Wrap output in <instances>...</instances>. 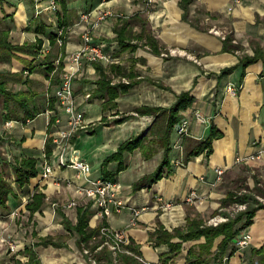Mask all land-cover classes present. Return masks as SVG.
I'll use <instances>...</instances> for the list:
<instances>
[{
  "label": "crops",
  "instance_id": "crops-1",
  "mask_svg": "<svg viewBox=\"0 0 264 264\" xmlns=\"http://www.w3.org/2000/svg\"><path fill=\"white\" fill-rule=\"evenodd\" d=\"M13 2L16 7L5 3L4 8L9 15L3 19L0 17V22L8 24L11 36L16 37L19 43L34 41L38 36L44 37L45 44L49 43L46 34L35 31L39 22L34 18V1ZM157 2L156 7L149 10L142 0H99L88 11H92L89 18L82 17L87 1L72 0L69 3L70 9L74 10L67 26L65 62L80 47L82 33L87 28L91 29L94 41L104 42L105 50L112 57L111 61L85 62L74 80L76 100L85 112L89 127L103 117L110 121L93 132L101 134L102 138L97 137V162L88 178L73 167H60L56 163L50 176L43 177V149L52 110L48 108V99L34 117L19 120L5 116L7 110L4 98L0 96V135L3 136L0 141V171L12 182L18 194L17 197H10L8 210L5 209L7 213L16 209V214L7 216L9 222L7 217H0V231L6 225L13 229L17 224L15 216L18 215L19 229L24 230L20 235L27 241L18 248L16 259L26 261L28 255L22 251L39 236L49 235L59 244L35 247L41 264H90L89 256L77 245L79 233L65 227L64 217L75 224L77 208L89 203L77 191L78 187L87 185L89 178L103 176V160L116 151L122 142L131 136L149 132L146 145L154 151L149 149L148 157L140 148L124 152L126 168L116 175V180L122 185L121 197L125 205L120 212L106 217L109 226L124 230L129 238L127 244L137 247L144 259L160 264H264V206L254 210L250 223L237 232L234 243H225L224 234L217 235L210 245L204 235L192 239H182L176 235L170 242L179 246L173 249L170 242H157L155 234L159 228L168 231L180 228L185 232L189 221H206L218 213L227 215L229 220L238 213H230L238 202L245 203L247 208L256 206L255 201L264 203V58L243 64V58L254 56L256 51H264V0H242L236 4H233V0ZM110 3L127 14V35L132 43L137 44L136 48L120 49L115 26H120L123 18L109 19L108 15L105 19L97 20L93 15L99 8L106 10ZM143 11L146 12L142 14ZM144 26L147 33L157 39L155 43L148 41L147 35L140 36ZM211 26L225 35L229 34L231 41L226 44L219 33L209 29ZM57 46L49 43L44 51H56ZM172 48L177 51L173 52ZM54 60L56 65L57 59ZM97 64L101 68H97ZM20 66L0 52L1 71L19 72ZM101 69L108 74L112 83L129 79L136 81L127 92L120 93L115 106L107 103L108 96H87L98 87ZM29 76L39 83L40 92L46 96L52 94L60 83L51 85V73L35 71ZM229 85L234 87V92L228 90ZM10 87L18 91L22 87L21 81L11 82ZM183 90H190L193 100L187 108L179 111L180 119L171 134V171L167 173L168 167H165L161 178L136 188L134 184L153 173L164 158L163 145L157 140H150L159 138L167 122L166 115L156 120V114H141L136 109L141 106L170 107ZM55 105L53 110H58L62 115L57 102ZM196 112H200L206 120L199 119ZM120 115H126V118L122 122H115L114 119ZM163 116H166V120ZM183 119L188 120V132L182 136L179 147L177 125ZM212 129L217 135L212 140L210 152L207 153L205 149L199 154L187 156L211 134ZM90 133L85 129L80 130L73 138V146L80 147ZM50 147L49 158L54 163L57 158L51 140ZM68 152L70 155L71 150ZM259 152V158H247L246 162L237 160ZM79 153L88 161L93 156L80 148ZM23 156L38 159L39 173L26 185L20 186L16 181L13 162L15 157ZM117 164V161H111L108 169L115 170ZM217 168L225 169L220 181L217 180ZM37 191L45 193V201L31 213L27 203ZM191 191H195L197 197L188 200ZM231 194L237 199L232 203L229 201ZM239 197L246 199L240 201ZM71 199L77 200L73 207L53 206L54 202ZM161 199L172 201L171 206L165 207ZM2 209L0 206V212ZM134 209L140 211L139 215H134ZM246 219L245 214L237 226ZM101 222L102 218L91 217L89 220L91 226ZM34 232H37V236ZM246 232L251 233V241L240 248L236 243L237 238ZM2 261L0 259V264Z\"/></svg>",
  "mask_w": 264,
  "mask_h": 264
},
{
  "label": "trees",
  "instance_id": "trees-1",
  "mask_svg": "<svg viewBox=\"0 0 264 264\" xmlns=\"http://www.w3.org/2000/svg\"><path fill=\"white\" fill-rule=\"evenodd\" d=\"M34 1V8L35 3L38 1L39 3H43L47 0H33ZM72 0H56L57 4L59 5L57 9L50 10V11H40L39 13H36L35 9V19L39 22L37 26L35 27V31L38 33L46 34L49 38L50 45L58 44V40L62 39L63 44L59 47V54L54 57V59H58V64H54V59H52L51 51L46 53L44 51V38L38 36L36 40L29 41L26 40L23 43H12L9 39L10 29L6 30L5 34L0 33V49H6L10 52V55L13 56L14 49H17L21 51V55H19V62L24 65V68L20 71L19 79L24 78L26 81L32 80L30 77H25L23 74L25 70H28L30 73L35 71V68L37 64L47 65L48 70H53L52 76H51V85L58 84L60 82V75L64 70L65 65V56H66V50H65V44H66V35H67V26L72 20V14L73 8L70 9L69 3ZM80 1V0H78ZM84 1V0H81ZM88 2V4L84 7L83 13H87L89 10H91L94 6L95 1L99 0H85ZM9 3L10 6L16 7V3L9 0H0V4L3 3ZM4 5H0L3 10ZM49 17L51 19L45 18ZM9 14H6L8 16ZM47 20H50L48 23ZM127 23H124L126 22ZM129 24L128 20H123L122 24L120 26H115V31L117 32L116 39L119 41L120 49H126V48H136L137 44L132 43L129 40V37L127 35V25ZM47 27L51 28L50 30H47ZM59 29H62L63 32L59 33ZM147 35L148 41L151 43H155L157 39H155L151 34L147 33L146 27L144 26L142 29V33L140 36ZM231 36L229 34H226L224 37L225 43L231 41ZM225 44V48L227 45ZM154 45V44H153ZM156 48V44L154 46ZM3 48V49H2ZM157 50V48L155 49ZM9 55V56H10ZM8 56V55H7ZM8 56V57H9ZM10 56V57H11ZM40 60L37 64L35 61L37 59ZM259 58H264V51H256L254 56L251 57H245L243 58L244 65L247 63L257 60ZM97 68H101L99 64L96 65ZM101 77L97 80L98 87L91 93V96L98 97V98H104L108 96L107 103L110 102L112 106H115L116 98L120 95V93L127 92L131 86L134 85L136 81L129 79L128 81H119L116 83H112L111 78L106 74L103 69H101ZM8 79L6 77V71L0 70V96L4 98L5 103V109L7 110L8 103L10 104V101H15L20 104L25 103L22 101L20 102L19 95L26 96L27 93H30L29 90H23L20 89L18 91H13L11 87L8 85ZM28 96V95H27ZM33 96V94L31 95ZM34 98V96L32 97ZM31 98V100H33ZM28 99V97L26 98ZM193 100V95L191 94L190 90H183L177 95L176 101L167 108L158 107V106H141L138 107L136 110L141 113H147V114H156V117L160 118L162 115L167 116V122L164 125L166 128L163 131V133L159 136V138H153L150 141L157 140L159 143H161L164 147L165 154L164 158L157 167V169L149 174L143 177L141 180L136 182L134 185L136 188H142L143 186L149 185L150 183L155 182L159 178H161L164 174L165 167H168L167 173L171 171L170 166V160H169V153L171 151V134L173 131V128L175 124L180 119V113L179 111L181 109L187 108ZM28 103V102H27ZM56 104V96L54 94H50L48 97V108L49 109H55ZM24 108V115L17 117L19 120H26L28 117H34L37 113L40 112V109L38 107H29V106H23ZM5 116L8 118H13L10 116L8 110L5 113ZM54 117H52L53 119ZM126 118V115H120L116 119H114L115 122H122ZM110 121L107 120V117H103L98 123H95V127L92 129H88L89 132L93 133L95 132L96 128L109 124ZM214 128V127H213ZM217 135L215 131L212 129L211 134L201 140L193 149L190 151L187 156H192L199 154L203 150L207 149V153L210 152V146L212 144V140L214 136ZM149 132L140 133L134 136H131L130 138L126 139L124 142H122L116 151L109 154L102 162V173L103 177L111 180H116V175L126 168V164L124 161V152L125 151H134L137 148H140L144 155L146 157L149 156V149L146 145V141L149 139ZM3 140V136L0 135V141ZM154 149H151V152H153ZM45 152L46 155L49 157L51 154V147H50V139L46 140L45 144ZM117 161V168L115 170H109L108 164L111 161ZM38 159L35 157H15V160L13 162V167L16 171V181L20 186L26 185L32 177H35L39 173V168L37 166ZM11 196L17 197L18 194L10 180H8L5 175L0 171V206L5 210H8V203ZM45 193L42 191H37L33 194L31 201L27 203V208L33 213L35 210L39 209L41 205L45 201ZM245 197H239L238 200L244 201ZM237 200L235 197L230 196L229 201L231 203L233 201ZM256 202V206L248 207L247 209L238 212L234 217H230L229 220L220 222L217 225L208 224L205 220H191L189 221L188 229L184 232L183 229L175 228L173 231L164 230L162 228H159L156 230L157 234V242L160 241H167L170 242V239L173 236H180L182 239H192L195 237H200L204 235L206 237L207 244L210 245L213 239L219 235L224 234L225 243L232 242L234 243V239L236 238L237 232L244 228L246 225L250 223V219L252 218L254 214V210L260 206H264V203L262 202ZM92 204L89 202L86 205L79 206L77 208V221L75 224H73L66 216L64 217L63 223L65 224V227L68 229H74L79 233V237L77 238V245L82 250L84 248H88L89 252L91 254V257L96 260V264H145L141 260H139L136 257V254H139V250L137 247H135L132 244H126L125 248L132 251V253L126 252V251H118L117 253H114L113 250L108 245H103L99 248V246L104 241V235H101V228L103 226H109L106 217L102 219V222L96 226H91L89 224L90 218L94 214V210L92 209ZM6 210L2 212L3 214H7ZM247 215V219L244 223L237 226V223L241 220L242 216ZM34 234L37 236V232H34ZM95 237V238H94ZM48 243H55L51 236L45 235V236H39V239L34 241L33 244L29 247H26L24 253L28 255V259L26 261H22L21 259H15V264H41V259L35 249L37 245L41 244H48ZM171 243V246L173 249H175L177 246H179L178 243ZM59 244V243H55ZM87 256H89L87 254ZM90 264H92L90 262Z\"/></svg>",
  "mask_w": 264,
  "mask_h": 264
},
{
  "label": "built area",
  "instance_id": "built-area-1",
  "mask_svg": "<svg viewBox=\"0 0 264 264\" xmlns=\"http://www.w3.org/2000/svg\"><path fill=\"white\" fill-rule=\"evenodd\" d=\"M242 0H233V4L240 3ZM233 5L230 7L232 8ZM36 13H39L42 10H55L57 9L56 0H47L43 3L36 1L35 3ZM113 14L108 10L97 9V12L93 14L97 17V20L105 19L108 15ZM92 15V11L83 13V18H89ZM215 28H213L214 30ZM219 33L217 29L214 30ZM221 34V33H219ZM224 38L225 34H221ZM111 54L105 50V44L103 41H94L91 29L87 28L82 33V42L79 48L73 51L68 57L64 65V70L60 79L59 85L54 91V96H56L57 106L61 109L62 115L58 110H50L51 117L48 120V132L46 135V140L50 139L53 143L54 149L56 151V162H52L50 158L46 155L45 147L43 149L44 157V168H43V177H49L53 171V165L56 163L60 167H73L84 177L90 175L92 167L88 161L84 158L78 156V150L73 146V138L79 132V130L85 129L88 131L89 122L86 120L85 112L81 109L77 103L75 89H74V80L81 72L85 62H102V61H111ZM229 91L234 92V87L232 85L228 86ZM87 96H91L88 94ZM65 116V120L63 119ZM196 115L202 121L206 120V117L203 116L200 112H196ZM52 117H54L52 119ZM187 119H183L177 125L178 140L179 143L177 146L181 147V138L184 136L187 131ZM55 125V127H54ZM68 150H71V156L67 158ZM261 152L256 155H251L250 157H239L238 161H247V158L251 157H260ZM223 168H217V180H221L223 173ZM89 183L85 186H79L77 191H79L82 196L92 204L94 207V214L92 217L97 219H103L108 217L115 212H120L125 205L123 198L121 197L122 187L117 180H111L104 178L103 176L97 177L94 179H88ZM197 195L195 191H191L188 196V200L196 198ZM165 207H169L172 204V201H167L161 199ZM77 204L76 199H71L69 201L59 204L54 202L55 206H63L64 208H70ZM247 209V205L243 202H238L233 205L230 213L235 215L237 212ZM140 211L134 209V215H139ZM16 214V211L13 213ZM228 219L227 215L218 213L207 219L208 224L217 225L222 221ZM101 235H104V241L99 246L108 245L114 253L118 251H126L132 253L129 249L125 248V245L128 243L129 238L124 230L113 229L110 226H103L101 228ZM95 238V237H94ZM252 235L250 232H246L243 235L237 238L238 247H246L251 241ZM10 248L16 252L18 251L17 244L10 241ZM84 254L89 255L90 262L96 264V260L91 257L88 248L83 249ZM136 257L144 262L145 264H160L157 262H152L144 259L141 255L136 254Z\"/></svg>",
  "mask_w": 264,
  "mask_h": 264
},
{
  "label": "rangeland",
  "instance_id": "rangeland-1",
  "mask_svg": "<svg viewBox=\"0 0 264 264\" xmlns=\"http://www.w3.org/2000/svg\"><path fill=\"white\" fill-rule=\"evenodd\" d=\"M9 1H13V0H9ZM14 1H16V0H14ZM132 1H134V0H132ZM137 1V0H136ZM143 2H144V4L146 3V5H144V7L145 8H148L149 10H153L155 7H156V4L158 3L157 1L158 0H142ZM0 5H4L3 3H1ZM59 5L57 4V7H58ZM106 10H108L109 12H111V13H113V14H110L109 15V19H111V17H113V18H119V19H121V18H123V20H127L128 18L126 17L127 16V14L126 13H124L123 11H121V10H118V9H116L115 7H114V5L113 4H109V6L108 7H106ZM146 10V9H145ZM44 11H50V10H44ZM121 12H123V13H121ZM146 12V11H145ZM144 11L143 12H141L142 14L143 13H145ZM145 15V14H144ZM45 16V18H47V19H51V18H49V17H46V15H44ZM0 17L3 19L4 17H7L6 16V11H4L3 10V8L0 6ZM47 22L49 23L50 22V20H47ZM124 23H127V21L126 22H124ZM8 25V24H7ZM7 25L5 24V22H0V33H3V34H5V32H6V30H9L8 29V27H7ZM213 28H215V27H213V26H211V27H209V29L210 30H213ZM215 30V29H214ZM218 31H219V33H221V34H224L220 29H217ZM60 32H63V30L62 29H59V33ZM92 32V31H91ZM220 34V35H221ZM92 35H93V33H92ZM41 37V36H40ZM94 37V36H93ZM42 38H44V37H42ZM9 39H10V41L12 42V43H19V42H17V38L16 37H13V36H11V34H9ZM50 43V42H49ZM49 43L47 42V44H45L44 43V46H43V48H46V47H48L49 46ZM63 44V40L62 39H59L58 40V46H57V48H55V50L56 51H53V49H52V51H51V54H52V56L51 57H55L56 56V54L58 55L59 54V47H60V45H62ZM3 49V48H2ZM15 51H14V54H13V56H11L10 55V52L8 51V50H6V49H3V50H1L0 49V52H1V54L3 55V57H5V58H9V59H11L12 60V62L14 63V64H16V65H18V66H20V64L22 65V66H20V71L24 68V65L22 64V63H20L19 62V55H21L20 53H22L21 51H19V50H17V49H14ZM173 52H176L177 51V49H175V48H172L171 49ZM171 51V52H172ZM181 52H185V51H181ZM9 57H8V56ZM41 59V57L39 58V59H37L36 61H35V63L37 64L39 61H42V60H40ZM58 64V59L56 60V65ZM18 72V71H16V72H13V71H6V77H7V79H8V86L10 87L11 86V82L13 83V82H15V80L16 81H18L19 80V82L21 81V84H22V87L20 88V89H23V90H29L30 91V93H27V95L26 96H23V95H19V100H20V102H24L25 103V105L24 104H20L19 103V101L18 102H15V101H10V104L8 103V105H7V110H8V112H9V114H10V116L11 117H13V118H17V117H19V116H22V115H24V108L22 107V105L23 106H29V107H38L39 109H41L43 106H45L46 105V101H47V99H48V97H49V95L51 94V93H49L48 94V96H46L45 95V93H43V92H40V85H39V83H37L36 81H32V80H30V81H26V80H24V78H21V79H19V77L17 78L16 77V75H20V73L21 72ZM35 71H41V72H43V73H45V74H52L53 73V70H48V67H47V65L45 66V65H43V67H42V65L41 64H37V66H36V68H35ZM34 71V72H35ZM29 74H30V72L28 71V70H25V72H24V76H26V77H30L29 76ZM11 80V82H9ZM19 89V90H20ZM53 89V88H52ZM56 89V88H55ZM12 90L14 91L15 89H13L12 88ZM55 91V90H54ZM48 92V91H47ZM51 92V91H50ZM33 94V96H34V98H32L33 96H31ZM52 94H54V92L52 93ZM51 94V95H52ZM28 97V99H26ZM31 98L33 99V100H31ZM28 102V103H27ZM40 105V106H39ZM41 107V108H40ZM164 117V116H163ZM164 119L166 120V116L164 117ZM107 120L109 121V118H107ZM99 121H96V123H98ZM95 127V125H91L90 127H88V129H92V128H94ZM80 131V130H79ZM87 132H89V130L87 131ZM89 135V134H88ZM97 137H98V139H100V138H102V136H101V134H96V133H90V135L89 136H87V138L83 141V143L80 145V147H78L77 148V150H78V156L80 157V158H84L86 161H88L81 153H79V148L81 149V150H83V152L84 153H88V152H90V154H92L93 156H91L92 158L91 159H89L90 161H88L89 163H90V165H91V167L94 169L95 168V164H96V162H97V155H95L96 154V148H97V146H98V142H97ZM177 144H179V143H177ZM69 153V152H68ZM69 156H71V155H69V154H67V158L69 157ZM120 185H121V183H120ZM122 186V185H121ZM263 190H264V187H263ZM63 202H66V201H57V203H59V204H62ZM55 208H57L58 206H55V205H53ZM59 207H61V206H59ZM63 207V206H62ZM5 210H3L2 209V212H4ZM16 211V209H12V210H10L7 214H3L2 212H0V217L1 218H6L7 216L9 217L10 215L9 214H13L14 212ZM7 217V219H8V222H9V218ZM13 222V221H12ZM15 222H17V224L14 226V228L13 229H11L10 227H8V225H6V226H4L3 228H2V230L0 231V259H3V261H2V263L1 264H14V260L16 259V254L19 252H14L11 248H10V245H9V242L10 241H12V242H14V243H16L17 244V247L19 248V247H23L24 245H25V243H26V241L27 240H25V238H23V236H21L22 234L20 233V232H22V233H24V230H21V229H19L20 227H19V219H18V215H16L15 216ZM31 223V221H29V224ZM11 229V230H10ZM21 234V235H20ZM30 236V235H29ZM86 258H88V257H86Z\"/></svg>",
  "mask_w": 264,
  "mask_h": 264
}]
</instances>
